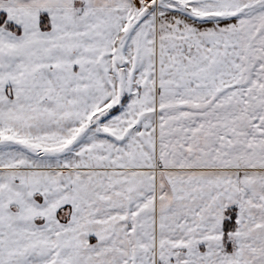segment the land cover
I'll use <instances>...</instances> for the list:
<instances>
[{
	"label": "snow or ice",
	"instance_id": "snow-or-ice-1",
	"mask_svg": "<svg viewBox=\"0 0 264 264\" xmlns=\"http://www.w3.org/2000/svg\"><path fill=\"white\" fill-rule=\"evenodd\" d=\"M0 264H264V0H0Z\"/></svg>",
	"mask_w": 264,
	"mask_h": 264
}]
</instances>
